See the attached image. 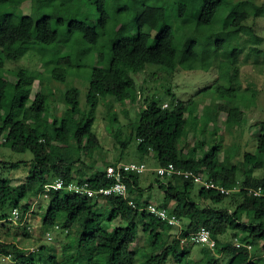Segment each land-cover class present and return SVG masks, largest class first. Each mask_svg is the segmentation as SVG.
<instances>
[{
    "label": "trees",
    "instance_id": "1",
    "mask_svg": "<svg viewBox=\"0 0 264 264\" xmlns=\"http://www.w3.org/2000/svg\"><path fill=\"white\" fill-rule=\"evenodd\" d=\"M82 1L0 0V150L7 147L33 155L26 182L13 185L11 177L0 176L3 231L0 256H10L11 263L15 264H86L82 252H87L89 258H93L91 261L96 259L97 264H136L138 257L141 258L139 264H168L170 260L181 263L194 246H200L204 253L206 248L202 244L181 242L204 227L216 241V251L222 254L219 258L213 256L206 264H264V122L257 135L255 151H246L244 161L232 163V154L221 160L222 141L216 138L210 145L203 139L198 140L193 156L187 158L184 155L187 143L183 137L188 125L186 114L195 104L194 100H178L170 87L161 93L146 95L147 87L134 77L153 66L168 76L178 68L209 70L217 66L221 72H228L229 85L218 86L217 95L211 96H222L227 103L215 104L213 113L205 111L203 124L216 123L222 112L227 114V126L245 122L241 104L248 103L249 89L245 91V98L238 95L242 90L236 66L241 52L239 46L228 52L227 60L224 58L220 63L216 62V56L210 61L196 50L224 4L229 12L225 29L230 33L231 42L243 33L252 45L250 51L256 50L254 46L263 39L243 23L245 6L228 0H199L196 8L198 0H175L180 17L196 8L194 28L201 31L199 40L186 38L187 46L182 50V42H177L168 20L164 0H84L99 14L94 22L78 18ZM114 1L118 3L116 10ZM25 3L31 5L33 14L24 15L22 11L18 14ZM134 14L138 29L131 34L133 25L129 22ZM59 27H67L68 33L60 32ZM73 31L89 50H95L96 59L102 65L92 69L86 109L80 106V90L72 87L64 96V115L50 118L47 116L48 96L43 90L31 99L35 81L43 84L42 74L26 67L8 70L4 61L15 62L30 51L48 57L54 53L53 46L60 48L71 40ZM48 62L54 64L49 76L56 81L65 79L64 66L73 67L70 53ZM12 74L15 80L10 79ZM166 96L171 97L170 103H166ZM139 99L142 104L131 131V139L138 143V164H143L152 154L153 166L150 167L173 164L176 170L203 175L206 181L228 192L207 188L195 182L193 176L162 178L153 170H148L155 175L152 181L149 178L143 181L144 172H124L127 197L112 194L96 200L67 190L45 189L57 180H63L65 185L88 183L93 188L114 185L115 179L107 177L108 166L92 168L93 172L85 175L80 167L84 164L81 155L100 145L93 129L96 111L102 102L112 107L113 102L135 103ZM199 150L204 155H199ZM58 152H74L79 158L73 160L66 156L53 161L51 155ZM21 162H3V167L17 169ZM153 187L164 191V199L158 204L145 198V190ZM42 196L47 200L42 235L60 231L68 239L73 235L78 241L74 244L70 240L65 245V250L74 251L66 261H59L50 254L46 244H40L34 251L25 250L11 233L9 225L18 223L10 218L13 210L18 209V222L24 226L25 235L29 234L27 217L32 213L34 200ZM150 205L182 222V229L171 243L166 242L163 235L174 227L151 213ZM244 215L247 220H243ZM140 233L146 238L142 254L134 247ZM248 246L254 250L251 252Z\"/></svg>",
    "mask_w": 264,
    "mask_h": 264
},
{
    "label": "rangeland",
    "instance_id": "2",
    "mask_svg": "<svg viewBox=\"0 0 264 264\" xmlns=\"http://www.w3.org/2000/svg\"><path fill=\"white\" fill-rule=\"evenodd\" d=\"M169 1V3H168ZM175 0H164V4L167 9L168 20L173 26L174 34L177 42H182L181 49L185 50L187 46L186 38L192 40H199L200 30L195 27L196 8H198V2L187 16L180 17L178 15V5L175 4ZM237 2L245 6L246 11L242 15V21L248 28H252L254 32L263 39L262 43L254 46L257 49L253 52L250 51L252 45L248 43L247 36L243 33L239 38H233L231 42L230 33L225 29V23L229 16L227 6L224 4L212 26L207 28L201 44L197 45V52L200 55H206L207 59L212 61V56H216L217 63H220L222 59L227 60L228 52L231 53L234 47L240 48L241 52L238 56V79L241 83V91L238 95L242 98L249 97L248 103H242V109L245 112V122L238 123L237 125L230 127L225 124L226 112L220 114V119L214 123L203 124L204 112L208 111L213 113L215 104L227 103L222 96L217 95L216 88L218 86L229 85V74L223 70L221 72L217 66L209 70L194 69L185 70L178 68L173 75H167L164 71L157 69V67H148L143 73L134 75L135 79L142 86L147 87L145 94H152L154 92L161 93L167 87H170L173 91V95L182 101H188L193 99L195 104L187 112L188 125L184 132V140L186 141V149L184 155L187 158H191L194 154L195 146L198 140L203 139L207 144L213 143V139L222 141V151L220 153V159L224 160L229 158L232 154V163H239L244 161V154L246 151L254 152L257 146V135L260 132L262 123L264 122V0H228L227 2ZM114 9L118 7L117 1H114ZM81 15L78 18L86 19L88 21H96L99 17L95 7L88 4L86 1L81 2ZM9 11L12 9L9 8ZM33 14V8L31 5L25 3L19 11V15ZM228 12V14H227ZM85 13L87 16H82ZM136 14L131 15L129 25L133 28L129 31L131 34L137 32L138 27L134 22ZM129 21V19H128ZM60 32L67 34V27H59ZM62 47L53 46L54 53L48 57L40 56L37 53H28L19 60L13 62L4 61L5 67L8 70L15 71L20 67L29 68L32 71H37L42 74L43 84H40L39 80H36L31 93V99H34L37 92L43 90L47 97V116L52 118L53 116L62 117L66 110L64 104V96L68 89L77 87L80 92V106L84 110L86 109V95L88 92V86L90 81L91 72L94 66H101L102 63L97 61L96 52L94 49L89 50V46L77 38V34L73 31L72 38L68 43L61 45ZM253 47V48H254ZM61 49V50H60ZM215 51H219L215 54ZM70 53L72 56L73 67L64 66L65 79L62 81H56L49 76L50 69L54 64L49 65L50 61H55L57 57ZM218 55V56H217ZM227 55V56H225ZM229 57V56H228ZM229 60V59H228ZM229 62V61H228ZM230 67V65L228 66ZM63 69V70H64ZM3 72V71H2ZM156 72V74H153ZM11 80H15L13 74L10 76ZM237 83V84H238ZM246 89L249 92L246 93ZM245 93L247 94L245 96ZM142 96L143 93L141 92ZM253 94L255 96H253ZM166 103H170L171 97L166 96ZM140 99L138 102L131 103L126 101L124 103L113 102L112 107L108 103L102 102L97 111L96 119L94 123V132L99 138L100 145L96 149H93L89 153L81 155L84 174H91L92 168H104L111 164H138L140 157L137 152V141L131 139L132 123L136 120L137 114L141 107ZM192 110V111H191ZM191 112V113H190ZM115 117V118H114ZM203 130V133H202ZM199 155H204V152L199 150ZM68 156L69 159H78L77 153L71 152L54 153L51 155L52 160L55 161L60 157ZM143 163L148 168H153L152 157ZM33 155L30 152H15L7 147H2L0 150V176H9L12 178L13 185H19L26 182L29 175L31 166V160ZM17 169H6L3 167L4 163L20 162ZM79 167V168H80ZM258 172V174H261ZM143 181L147 178L152 181L155 175L150 171L143 173ZM164 180V179H163ZM149 181V182H150ZM148 181L144 186H147ZM158 182L155 183V186ZM145 198H150L152 203H159L164 199V191L158 187L145 190ZM100 208L103 206V202L100 201ZM227 204V201L226 203ZM47 206V200L44 196L38 197L34 200L32 205V213L27 217L28 222V235H25V229L23 225L18 224L9 227L12 229L11 233L15 235V242L25 250L34 251L40 244H46L49 247V253L56 256L61 261L70 258L74 254L73 249L65 250V245L70 242L77 244V240L68 239L66 235L61 234L60 231H51L42 235V216ZM107 214V213H106ZM243 220H247L246 215L243 216ZM115 221L113 224H116ZM14 223V222H13ZM172 230L164 232V240L171 243L173 238L182 229V222L179 226H173ZM6 230V229H5ZM0 235H3L2 227L0 224ZM146 242L145 235L140 233V239L134 244L139 254L144 253V245ZM190 247L189 245L186 246ZM200 246H194L190 249V255L181 263H176L174 260H170L168 264H206L212 259L213 256L218 258L222 256L219 251L210 250L207 247L204 253L200 251ZM251 252L254 249H249ZM219 253V255L217 254ZM82 258L86 261V264L94 262L89 258L87 252H82ZM140 257L137 258L136 264H139ZM2 264H15L10 261H5Z\"/></svg>",
    "mask_w": 264,
    "mask_h": 264
},
{
    "label": "built area",
    "instance_id": "3",
    "mask_svg": "<svg viewBox=\"0 0 264 264\" xmlns=\"http://www.w3.org/2000/svg\"><path fill=\"white\" fill-rule=\"evenodd\" d=\"M165 106H167V104ZM148 170H153L157 172V174L160 175L162 178L172 177L175 175L184 176L186 178L189 176H193L195 182L202 184L207 188H216V189H220L222 192H228L224 188L217 186L214 183H210L206 181L203 175H193L191 172L176 170L173 164H169L168 166H160L156 168H148L144 163L143 164L119 163L108 166L106 170L107 177L115 179L114 185L108 188H93L88 183H84L82 185H78L76 183H70L69 185H65L63 180H57L54 184L47 185L45 189L47 191H49L52 188L55 190H67L69 192L76 193L79 195H87L88 197L96 200L112 194L127 197L128 190H127V185L124 181L126 177L124 172L132 171V172L143 173ZM148 210L151 213L158 215L162 220L166 221L171 226L180 225V220H178L174 216H169L165 210H159L153 205H150L148 207ZM18 218H19V211L18 209H15L12 212L10 220H12L15 223H18ZM181 242L202 244L204 247H207L213 251H215L216 249V241L213 239L211 232L204 227L201 228L197 233L190 234L187 238L181 239ZM248 249H251V246H248ZM5 261L11 262V257L0 256V264H2Z\"/></svg>",
    "mask_w": 264,
    "mask_h": 264
}]
</instances>
